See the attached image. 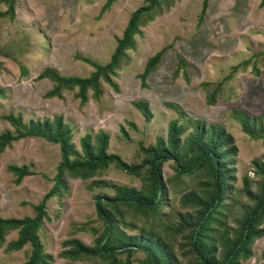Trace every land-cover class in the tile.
I'll return each instance as SVG.
<instances>
[{
    "label": "rangeland",
    "instance_id": "rangeland-1",
    "mask_svg": "<svg viewBox=\"0 0 264 264\" xmlns=\"http://www.w3.org/2000/svg\"><path fill=\"white\" fill-rule=\"evenodd\" d=\"M144 2L118 0L103 11L107 0H17L14 20L0 17V133L13 130L3 118L10 114L21 116L25 123L62 117L73 128L78 150L86 134L96 137L105 132L110 136L108 152L132 164L141 160L136 156L141 143L149 146L158 137H167L170 122L179 117L168 107L175 104L188 118L219 124L234 137L236 186L241 187L244 175L253 176L252 162L264 158V139L245 134L233 116L235 109L256 118L264 116V0H209L205 11L203 0H180L142 27L135 48L128 51V61L111 76L117 89L101 78V94L96 98L90 89L85 103L78 87L63 91L62 97L47 96L55 83L39 79L44 71L89 78L96 69L85 60L109 64L131 15ZM7 10L0 0V13ZM162 50L156 71L143 82L147 61ZM180 59L185 60V68ZM219 85L216 104L211 105L208 95ZM139 101L149 103L150 122L135 107ZM60 161L59 146L40 138L28 137L8 147L0 156V216L34 217L33 206L53 187ZM11 165L27 166L34 174L18 185L8 170ZM173 174L171 163H166L163 177ZM101 179L141 187L140 179L114 165ZM68 183L70 193L47 204L49 220L42 241L53 264L69 263L60 257L66 240L92 246L97 239L92 231L75 230H104L94 198L101 190L90 191L91 180L69 179ZM16 238L14 232L7 243ZM4 250L0 248V264H20L30 247L13 254ZM253 251V257L242 264H262L264 238L255 242Z\"/></svg>",
    "mask_w": 264,
    "mask_h": 264
},
{
    "label": "trees",
    "instance_id": "trees-1",
    "mask_svg": "<svg viewBox=\"0 0 264 264\" xmlns=\"http://www.w3.org/2000/svg\"><path fill=\"white\" fill-rule=\"evenodd\" d=\"M1 1L8 5V10L0 13V17L14 20L17 0ZM117 1L107 0L103 11ZM178 1L145 0L131 15L110 63L102 66L85 60L96 69L89 78L63 77L53 70L44 71L39 79L55 83L47 96L62 97L63 91L78 87V96L85 103L90 89L96 98L101 94V78L117 89L111 76L128 61V51L135 48L142 27ZM208 3L209 0H203V11ZM164 51L147 61L141 75L143 82L156 71ZM179 62L182 68L186 67L185 60ZM220 85L208 95L209 104H216ZM134 105L147 122L153 119L148 102ZM168 107L179 117L170 122L167 137L160 136L149 146L141 143L136 154L141 160L132 164L108 152L110 136L105 132L96 137L86 134L78 150L73 142V128L62 117L25 123L21 116H4L13 130L0 133V156L14 142L32 137L58 145L61 161L53 187L33 206L34 217L0 216V248L5 247L6 254H13L29 246L28 257L20 264H53L47 244L42 241L49 220L47 204L70 193L69 179H86L91 180L90 191L101 190L94 198L104 230H75L92 231L97 239L92 246L74 238L66 240L60 257L68 260V264H242L253 257V245L264 238V158L252 162L253 176L244 175L242 186L237 187L238 148L234 137L219 124L188 118L175 104ZM233 116L245 134L255 140L264 139V116L256 118L236 109ZM166 163H171L174 171L167 179L163 177ZM111 165L140 179L141 187L101 179ZM8 170L18 185L34 174L27 166L11 165ZM104 189L114 194L110 196ZM14 232L17 238L7 243V237ZM261 256L264 264V251Z\"/></svg>",
    "mask_w": 264,
    "mask_h": 264
}]
</instances>
